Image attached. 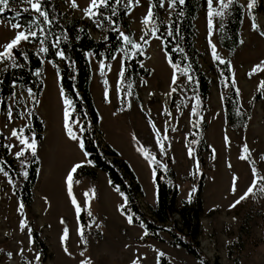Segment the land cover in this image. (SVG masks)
<instances>
[{"label": "rangeland", "instance_id": "obj_1", "mask_svg": "<svg viewBox=\"0 0 264 264\" xmlns=\"http://www.w3.org/2000/svg\"><path fill=\"white\" fill-rule=\"evenodd\" d=\"M238 1L244 8L240 43L231 52L218 42V29L226 14L220 0H212L213 9L222 11L223 15L211 17V29L208 0H202L194 19V44L201 53L200 66L210 77L207 106L197 117L207 123L203 135L210 154L203 149L198 156L197 140L190 143L185 140L191 127L198 125L192 115L195 101L183 91L180 80L184 76H175L176 69L169 63L162 41L154 33L141 50L143 58L138 60L141 66L150 68L148 75L122 78L120 51L107 62L89 57V89L98 113V138L102 144L117 150L135 173L142 191L137 197L141 210L147 212L148 206L154 203L151 164L164 167L166 154L174 173L176 204L190 198L199 176L203 175L197 239L201 256L208 262L172 244L165 230L158 231L160 239L145 237L143 225L129 223L128 215L120 211V205H127V201L109 185L103 171L97 169L95 178H76L72 173L74 166L88 164L80 146V119L66 120V112L73 110L59 89L57 67L51 60H44L40 45L34 44L31 47L42 59L40 94L34 103L33 89L12 83L5 107L0 108V140L9 155L18 157L25 149L33 151L28 145L35 141L40 164L32 202L27 209L21 207L13 193L10 177L0 171V264H159L161 253L170 264H264V191H261L264 179L257 181L248 158L241 159L248 155L264 177V35L261 34L264 33V0H255L251 9L248 7L251 0ZM57 2L66 17L87 22V30L94 39L105 36L99 22L86 13L91 0ZM124 2L130 4L129 27L132 41L138 44L149 28V24L143 23L149 12V0ZM170 10V2L162 0L161 14L165 22L170 19ZM20 31L21 27L13 28L0 19V52H4L3 46ZM24 44L21 41L18 46ZM225 58H229L231 80L239 92L241 107L258 93L244 127H231L224 117L225 85L214 63ZM13 62L14 58H0V70ZM32 112L43 120L41 139L24 131ZM66 122L77 139L69 137ZM245 145L248 153L244 152ZM14 162L23 172V160L16 158ZM69 174L73 178L71 192ZM254 180L253 192L232 207ZM77 206L86 218L83 237ZM29 222L47 245L48 255L44 258L32 241ZM65 231L68 235L63 240Z\"/></svg>", "mask_w": 264, "mask_h": 264}, {"label": "trees", "instance_id": "obj_2", "mask_svg": "<svg viewBox=\"0 0 264 264\" xmlns=\"http://www.w3.org/2000/svg\"><path fill=\"white\" fill-rule=\"evenodd\" d=\"M170 19L165 22L162 19V0H149V9L152 11V20L149 28L139 41L141 46L134 49L131 44L124 42L121 33L132 40L131 28L127 13L130 4L124 0H108L107 6L100 5L93 9L96 15L91 16L104 29L105 36L94 39L87 30L88 23L77 18L66 17L58 5L57 0H41V10L47 14V20L40 16L31 5L23 0H9V9L0 14V19L9 24H19L25 34L29 30L36 32V36L29 35V40L24 45L13 49L14 62L8 67L0 70V108L5 107V98L12 89V83L16 82L34 90V103L42 88L41 68L42 59L31 47L39 44L44 60H51L57 67V79L59 89L64 101L72 110L68 112L66 120L71 122L76 117L80 119V143L88 164H79L75 172L76 178L88 176L95 178V171H103L108 179L109 185L117 190L127 201V205L121 204L119 209L122 213L132 218V223L142 224L144 236L160 239L159 230H165L170 235V242L180 245L186 252L201 257L207 263L206 258L201 256L198 247L197 236L200 231L199 214L201 212V198L199 196L203 175L198 178L195 191L188 199H182L180 203L175 202L177 193L174 182V173L169 164V156L166 154L167 164L160 167L151 164L154 183L155 198L153 205L148 206V211H142L139 207L137 197L142 193L141 185L137 181L135 173L123 159L117 150L109 144H102L98 138V113L94 106L89 89L91 68L89 57L97 62H107L112 59L116 52L122 53L123 69L122 78L134 77L137 74L145 76L150 73V68L143 67L138 60L143 58L141 50L147 40L154 33L162 41V48L169 63L176 69L177 78L185 93L192 96L195 101V110L192 115L196 123L186 135V142L197 140L195 153L199 156L203 149L210 154L204 141V129L206 121L197 118L207 106L209 97L210 77L202 70L199 62L201 53L194 44L195 27L194 19L202 5V0H185L183 4L176 0L173 5L171 0ZM16 13H19L17 15ZM244 8L240 1L235 2L226 9L225 17L218 29V42L222 48L231 52L240 43L239 31L241 28ZM63 53V56L59 55ZM215 61L214 68L219 73L225 85L222 94V107L224 117L229 126L246 125L251 113V107L258 99L255 93L246 101L244 108L241 107L239 92L231 80L229 58ZM60 64H59V63ZM180 96V109H184V103ZM44 129L43 120L35 113L30 115V124L24 127V131L32 134L35 139H41ZM23 155L11 156L7 147L0 140V169L10 177L12 190L19 203L24 208H29L33 187L36 182L39 169L38 156L33 151L25 149ZM250 164L256 170V180H263L262 175L255 162L247 155ZM16 158L23 160L24 170L20 172L15 164ZM25 173L27 175H25ZM176 214L177 217L173 215ZM81 231L84 232L86 218L83 210L77 213ZM30 224V235L36 248L44 258L48 255L47 245L39 235L32 222ZM159 264H170L163 255H158Z\"/></svg>", "mask_w": 264, "mask_h": 264}, {"label": "snow or ice", "instance_id": "obj_3", "mask_svg": "<svg viewBox=\"0 0 264 264\" xmlns=\"http://www.w3.org/2000/svg\"><path fill=\"white\" fill-rule=\"evenodd\" d=\"M23 2H27L31 5V8L33 10H35L37 13H39L40 16H43L45 18V20H47V14L41 10V0H23ZM185 2V0H179L180 4H183ZM235 2V0H227V2H225V0H220V5L222 9H227L229 8L230 5H232ZM108 0H99V4L100 5H104L107 6ZM171 3L174 5L176 3V0H171ZM255 4V0H251V2L248 4L249 9H251ZM77 5L75 4V2H73V7H76ZM98 7V0H91V5L89 6V8L86 9V13L89 16H94L96 15V13L93 11V9ZM9 9V0H0V14H3L5 12V10ZM208 16H209V28L211 29L212 27V19L211 17L216 15V16H222L223 12L222 11H215L212 7V0H208ZM17 15H19V13H16ZM152 11L151 9H149L148 15L147 17L144 19L143 23L144 24H149L152 20ZM13 28H20L19 24H12ZM255 27V25H254ZM262 35H264V33H261ZM29 35L35 37L36 36V32L29 30V34H25V32L20 31L18 32L15 37L7 44H5L4 47V52H0V58L3 59H12V51L13 49L17 48V46L21 43V41H28L29 40ZM121 36L124 39V42L126 44H131L132 47L134 49H139L141 46L135 42H133L128 36L124 35L123 33H121ZM42 52H46L47 49L46 48H41ZM213 52L215 54V45H213ZM59 55L63 56V53H59ZM217 59H219V57H216ZM223 63V61H221ZM256 68H260V66H256ZM254 72L256 71V69L253 70ZM175 89H173L174 91ZM66 103H70L68 101H66ZM66 118H67V112H66ZM66 130L68 132V135L71 139L75 140L77 139V137L74 135V133L72 132L71 127L67 124H65ZM14 136L17 135V133L15 131H13L12 133ZM22 143H27V141H22ZM81 148H83V143H81ZM29 148H31L33 150V154H35V148H36V144L35 141H33L31 144L28 145ZM244 152L248 153L249 149L248 147L245 145L244 147ZM18 155H23V153H18ZM247 156H242L241 159H247ZM80 165H76L74 166V168L72 169L73 172L76 171L77 168H79ZM0 171H3V169H0ZM253 174L254 176L256 175V170L253 169ZM5 175H7V173H5ZM25 175H27L25 173ZM72 175L69 174L68 176V183H69V191L71 192V183H72ZM262 179H264V177H262ZM235 180V178H234ZM256 187V181H253V184L247 189L246 193L244 195H242L240 197L239 200H237L235 202V204L232 205V207H235L236 204H239L242 200L246 199L248 197L249 194H251L253 192V189ZM236 188H235V182L233 184V191L235 192ZM261 191H264V189H261ZM87 195V194H86ZM73 203L75 204V200H73ZM21 207H23L21 205ZM80 208L79 206H77V212L79 213ZM89 215H91V213H89ZM128 222L132 223V218L128 217ZM67 231H65L64 236L62 237L63 240L67 239ZM81 236L83 237V232L81 231ZM65 251H67V249H65ZM160 255H163V253H161Z\"/></svg>", "mask_w": 264, "mask_h": 264}, {"label": "bare ground", "instance_id": "obj_4", "mask_svg": "<svg viewBox=\"0 0 264 264\" xmlns=\"http://www.w3.org/2000/svg\"><path fill=\"white\" fill-rule=\"evenodd\" d=\"M171 94V92L167 93L166 97H168Z\"/></svg>", "mask_w": 264, "mask_h": 264}]
</instances>
